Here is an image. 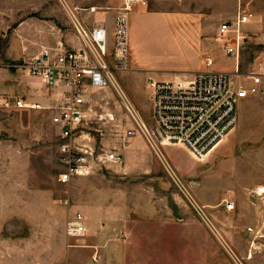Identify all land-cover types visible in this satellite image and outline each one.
<instances>
[{"label": "rangeland", "instance_id": "1", "mask_svg": "<svg viewBox=\"0 0 264 264\" xmlns=\"http://www.w3.org/2000/svg\"><path fill=\"white\" fill-rule=\"evenodd\" d=\"M65 1L0 0V50L7 36L24 23L40 25L42 32L56 33L60 36L57 41L72 46L76 33L71 11L77 16L80 12L91 23L108 13L114 16L123 0ZM144 1V10L176 8V0ZM173 15L157 14L160 19ZM130 25L136 43V51L130 55L136 54L143 68L134 76L132 88L120 77L118 81L141 119L151 126L148 75L181 74L194 57L179 50L171 42L173 34L157 21L131 18ZM218 54L216 51L217 58ZM244 68V61L238 62V72L245 74ZM88 101V121L83 129L92 138L95 152L115 149L123 159L120 163L104 162L89 175L67 184L57 181L62 169L60 139L50 115L10 109L0 117L3 124L9 120L31 123L37 133L27 146L28 187L41 189L40 201L36 200L41 206H9L4 234L30 237L34 242L26 245L35 246L43 259L54 258L56 261L50 262L56 264H63L60 261L66 249L86 245L89 234L96 233L116 235L115 240L125 245L132 236H152V252L143 254L151 264H264V192H256L259 186L264 187V95L240 100L235 127L206 153L196 155L181 144L158 147L184 187L168 173L147 140L138 135L127 146L122 145V133L133 122L115 87L91 90ZM9 134L0 129V138L17 139ZM230 200L234 209L227 211L224 204ZM75 212L85 218L86 233L81 237H69L65 232L66 220ZM95 256L94 262L98 260V254Z\"/></svg>", "mask_w": 264, "mask_h": 264}, {"label": "built area", "instance_id": "2", "mask_svg": "<svg viewBox=\"0 0 264 264\" xmlns=\"http://www.w3.org/2000/svg\"><path fill=\"white\" fill-rule=\"evenodd\" d=\"M145 4L144 0H123L113 18L112 37L104 20L88 24L86 19L71 11L79 45L74 47L56 41L53 50H44L28 61H21L20 67L28 75L40 78L47 88L57 90L58 99L54 106H40L22 99H16L14 106L52 111L50 120L58 129L60 139L62 169L57 174V181L61 184L89 175L104 162L120 163L123 159L115 149L95 152L92 138L83 129L88 121L86 105L91 90L117 84L116 73L124 70L127 63L129 14L134 6ZM251 16L250 12L241 14L231 35L232 23L221 22L215 38L222 42L225 53L235 59V72L206 69L193 72L185 80L148 79L153 124L139 122L125 107L133 123L122 133L123 146L139 135L155 152L165 144H181L197 155L208 152L228 136L237 123L238 101L248 95L264 94V86H259L264 66L261 72H238V56L245 40L238 27ZM206 64H211L210 58ZM237 76L252 83L246 86L235 80ZM119 95L124 101L125 95ZM224 206L230 211L234 209V202L227 201ZM65 232L69 237H81L86 233L82 213L75 212L66 220Z\"/></svg>", "mask_w": 264, "mask_h": 264}, {"label": "crops", "instance_id": "3", "mask_svg": "<svg viewBox=\"0 0 264 264\" xmlns=\"http://www.w3.org/2000/svg\"><path fill=\"white\" fill-rule=\"evenodd\" d=\"M261 3H263L261 0H176V4H173L175 9L173 7L171 9L160 7V9L144 10L141 5L134 6L128 21L129 51L127 63L124 70L116 73L117 84L119 85L118 77H120L132 88L134 76L143 68L139 57L136 54L130 55L132 51H136L133 28L130 25L131 18L140 21H157L159 25L171 32L169 34H173L174 37L170 38L171 42L176 44L179 50L193 55L194 62L185 65V69L180 72L181 74H175L172 71V75L169 76L159 75V73L153 76L148 75V78L157 81H167L189 79L193 72L206 69L235 72V59L225 53L222 42L215 38L219 33L218 28L221 22L230 21L232 23V29L229 33L231 35L238 17L250 12L252 16L249 20L238 27L245 36L240 48L238 62L244 61L243 72H261L264 66V3ZM163 12L174 14V18L160 19L157 14ZM78 17L86 18V16L80 15V12H78ZM113 18V13H108L107 17L100 19L106 22L111 37ZM87 23L90 24V22ZM41 28L40 25L34 26L30 23H24L15 32L7 36V40H4L5 45L0 50V117L9 114L7 110L10 109H25L35 114L46 113L50 115L49 118L52 115L51 110L43 108H17L14 106L16 99L37 103L40 106L56 105L58 99L56 89L47 88L40 78L28 75L21 67L13 63L22 60L28 61L44 50L54 49L60 36L56 33L42 32ZM70 42L74 47L79 45L77 38ZM216 51L219 53L218 58ZM207 58L211 59L210 65L206 64ZM225 61H231L232 64L225 66L222 64ZM242 78L237 76L236 80L241 82ZM242 82L246 86L252 83L251 80L247 79ZM259 86H264V76H261ZM146 87L152 101L147 83ZM124 94L131 102L125 92ZM257 95L264 94L258 93L247 97ZM23 112L25 111L23 110ZM0 129L8 131L10 136L13 135L17 138L16 140L0 138V264H38L56 261L54 258L43 259L35 246L33 248L27 246V243L34 242L28 240L30 237L2 232V227L9 223V206H41L40 202H36V200L40 201L41 189L28 187L30 154L27 146L31 139L37 137L31 123H18L9 120L6 124L0 123ZM167 145L169 144L163 146ZM27 195L28 198H32L33 203L27 201ZM202 205L205 207L213 206V204ZM46 206L52 205L46 204ZM97 220L100 221L99 218ZM116 238L117 236L112 234H89L85 240L87 244L66 249L65 258L60 263L151 264L150 260L143 257V254L148 255V250L150 253L152 252L154 243L152 236H132L127 245L124 244L126 242L116 241ZM94 254H98L96 262L92 260Z\"/></svg>", "mask_w": 264, "mask_h": 264}, {"label": "bare ground", "instance_id": "4", "mask_svg": "<svg viewBox=\"0 0 264 264\" xmlns=\"http://www.w3.org/2000/svg\"><path fill=\"white\" fill-rule=\"evenodd\" d=\"M62 2H64L65 0H61ZM66 2V1H65ZM115 89L117 90V92L121 95H125L123 89L120 87V85L115 84ZM125 97V96H124ZM124 106L126 108H128L131 111V114L134 118H136L139 122H143L145 124V122L141 119L139 112L137 111V109L132 105L131 102H129V100L125 97L124 101ZM159 160L161 161L162 165L166 168V170L168 171L169 174H171L173 177H175L178 182L184 187V184L182 183V181L180 180V178L178 177V175L176 174V172L174 171L172 165L170 164V162H168L165 154L159 150H157L156 152ZM256 192L261 193L264 192V187L259 186L256 189ZM188 196L196 203L198 204V202H196V200L194 199V197L191 195L190 192H187ZM199 205V204H198Z\"/></svg>", "mask_w": 264, "mask_h": 264}]
</instances>
